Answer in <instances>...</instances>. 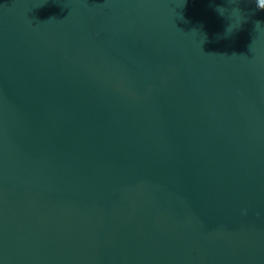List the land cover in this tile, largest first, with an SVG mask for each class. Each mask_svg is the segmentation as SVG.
<instances>
[{
  "label": "water",
  "instance_id": "1",
  "mask_svg": "<svg viewBox=\"0 0 264 264\" xmlns=\"http://www.w3.org/2000/svg\"><path fill=\"white\" fill-rule=\"evenodd\" d=\"M0 264H264L256 0H0Z\"/></svg>",
  "mask_w": 264,
  "mask_h": 264
},
{
  "label": "clouds",
  "instance_id": "2",
  "mask_svg": "<svg viewBox=\"0 0 264 264\" xmlns=\"http://www.w3.org/2000/svg\"><path fill=\"white\" fill-rule=\"evenodd\" d=\"M229 3H236V0H228ZM256 5H257V9L259 10H264V3L261 2V0H256ZM224 9L225 7L223 6H218L216 8V12L221 15V16H224L223 12H224ZM236 12H241L240 8L239 7H236L234 9ZM257 24H259V22H257ZM228 31V26L226 27L225 29V32ZM231 35V33L229 34ZM229 35H225V36H229ZM242 214H245V210H242Z\"/></svg>",
  "mask_w": 264,
  "mask_h": 264
},
{
  "label": "snow or ice",
  "instance_id": "3",
  "mask_svg": "<svg viewBox=\"0 0 264 264\" xmlns=\"http://www.w3.org/2000/svg\"><path fill=\"white\" fill-rule=\"evenodd\" d=\"M262 3H264V0H261Z\"/></svg>",
  "mask_w": 264,
  "mask_h": 264
}]
</instances>
